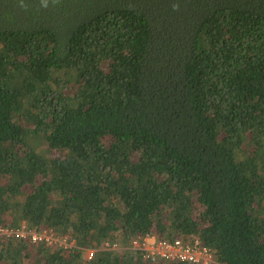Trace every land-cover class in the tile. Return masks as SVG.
I'll list each match as a JSON object with an SVG mask.
<instances>
[{
	"label": "trees",
	"instance_id": "obj_1",
	"mask_svg": "<svg viewBox=\"0 0 264 264\" xmlns=\"http://www.w3.org/2000/svg\"><path fill=\"white\" fill-rule=\"evenodd\" d=\"M24 222L76 246L0 264H162L148 234L264 264V0H0V226Z\"/></svg>",
	"mask_w": 264,
	"mask_h": 264
},
{
	"label": "built area",
	"instance_id": "obj_2",
	"mask_svg": "<svg viewBox=\"0 0 264 264\" xmlns=\"http://www.w3.org/2000/svg\"><path fill=\"white\" fill-rule=\"evenodd\" d=\"M4 241L26 242L30 245L69 250L75 248V241L59 236L51 229H32L25 222L17 228L0 226V244ZM123 248L110 242L102 247L81 249L83 256L91 260L100 251L118 252ZM129 250L136 252L149 263L162 264H217L209 247L199 241H186L183 238L159 240L155 235H145L134 239Z\"/></svg>",
	"mask_w": 264,
	"mask_h": 264
}]
</instances>
